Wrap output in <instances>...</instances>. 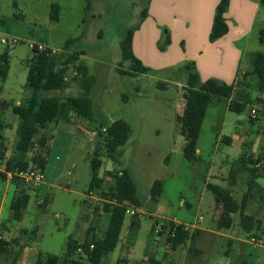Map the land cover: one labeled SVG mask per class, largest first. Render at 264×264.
<instances>
[{
	"label": "rangeland",
	"instance_id": "rangeland-1",
	"mask_svg": "<svg viewBox=\"0 0 264 264\" xmlns=\"http://www.w3.org/2000/svg\"><path fill=\"white\" fill-rule=\"evenodd\" d=\"M237 1L240 0H234L230 14H225L227 24L234 30L238 23L247 27L253 23L248 32L249 43L237 44L238 47L243 44L245 53L236 74L239 69L244 71L249 67L254 53L264 50V41H260V31L264 30V5H260L258 11L251 6L239 13ZM246 1L252 5L257 2ZM52 4L60 7L57 21L50 15ZM212 5V0H91L90 3L89 0H0V34L21 41L9 50L8 77L5 82L0 81L3 88L1 99L13 100L15 104L24 98L27 60L33 57L27 44L37 43L57 50L60 62L71 55H79L68 70L67 89L47 95L61 99L81 97L83 89L75 72L76 66L82 65L93 81L88 99L94 114V120L88 121L94 131L91 139L78 134L77 119H73L70 125L62 122L61 127H52L43 172V183L46 184L37 188L23 185L30 189V202L20 221L13 218L10 208L16 186L8 180L9 183H0V199H3L0 225L4 239L12 243L8 252L0 255V264H36L39 253L63 257L70 241L83 244L90 239L87 235L90 228H94L97 236L102 234L107 221L104 200L85 196L89 194L86 191L92 174L91 160L96 154L102 161L99 176L106 177L107 171H127L137 187L140 202L137 207L129 202L123 203L124 207L127 203L137 211L140 226L134 239L128 241L132 217L127 215L121 241L104 257V264H115L120 258L127 260L128 251L131 264L147 263L142 259L152 257L151 244L159 241L169 245L166 233L155 234L156 221L160 225L166 220H176L187 226L191 233L196 231L195 228L213 227V217L219 212L209 184L225 192L238 190L235 198L241 203L249 175L241 168L245 166L251 172L255 164L250 160L243 165L239 158L240 148L220 142L224 137H247V158L250 159L253 153L257 160L264 153V117L259 115L258 121L252 123L250 106L236 113L228 109L227 99L213 97L203 122L198 141L200 153L195 162H188L184 157L185 139L178 122L183 113L185 88L188 87L187 75L182 68L190 62L184 60L186 43H173L171 47L167 40L170 39L171 43L176 33L182 35L178 26L191 22L197 24V27L193 25L196 32L192 38L195 36L199 42L197 47L201 46ZM130 30L134 32L136 42L133 52L135 49L143 60L136 57L149 69L145 74L121 72L129 71L132 66V61L122 59L121 52L122 41ZM185 38L191 39V36ZM2 48L0 46V51ZM202 51L211 56L208 48ZM250 94L253 101L262 96L255 87ZM253 104L258 109L264 107ZM119 120L129 124L131 134L119 149V162L115 163L108 158L99 132L102 126H110ZM0 123L3 125L0 132L7 124L18 127V119L11 108L3 113ZM7 136L6 158L9 159L13 155L15 135L10 132ZM254 143L256 146L252 147ZM36 152L30 153L29 159ZM231 179H236L238 189L230 188ZM106 182V190L115 184L110 178ZM156 182H161L162 188L153 199L151 189ZM259 182L264 184V178ZM49 183L53 185L49 186ZM94 194L98 195L97 192ZM233 219V227L221 233L244 241L243 255L239 242L232 243L230 238L218 236L212 245H208V264H241L244 261V264H254L260 249L247 245L251 237L241 228L240 215H233ZM190 246L194 245L189 243ZM20 247L26 248L28 255L23 258L20 255L13 263ZM164 249L161 246L156 256L160 260Z\"/></svg>",
	"mask_w": 264,
	"mask_h": 264
},
{
	"label": "trees",
	"instance_id": "trees-1",
	"mask_svg": "<svg viewBox=\"0 0 264 264\" xmlns=\"http://www.w3.org/2000/svg\"><path fill=\"white\" fill-rule=\"evenodd\" d=\"M91 0H89V3ZM264 5V0L260 1ZM230 0H221L216 8L214 23L212 26L210 41L215 42L228 34L229 28L226 23L225 14L228 12ZM90 5L88 4L89 8ZM60 7L57 4L51 5V18L58 20ZM144 16V14H143ZM134 32H127L121 44L122 59L124 61H132L129 71H121L126 74H145L149 72L142 62L134 55L133 52ZM260 41H264V30L260 31ZM71 41L68 42V44ZM170 41L167 40V45ZM9 50L10 47L4 48L0 54V81L5 82L9 73ZM78 54L71 55L65 61H59V57L49 56L45 53L33 51V57L28 63V74L26 78V88L32 91V95L22 105H14L12 103L0 102V118L5 109L11 108L12 112L18 119V127L16 130L15 145L13 155L6 158L5 138L0 135V183L7 182L6 172L25 171L28 169L45 171L47 164V143L49 126L59 120H70L73 116L83 118L89 121L94 120L93 107L89 102L88 95L91 91L93 81L88 76L87 69L82 66H76V80L80 82L83 89L81 97H69L61 99L57 96H49L48 93L61 92L67 89L69 82L66 81L68 70L78 60ZM252 71L243 75V82L247 90L238 91L236 88L239 83L226 84L216 79H208L202 82L199 75L194 72L192 65H186L182 71L187 75V85L185 88L184 108L181 116L178 117L180 124V132L185 139L183 154L188 162H195L198 159V141L200 138L203 122L206 118L207 110L213 97L233 99L229 104L232 112L241 113L247 106L255 102L263 104L264 98L252 100L250 90L256 88L259 93L264 96V50L256 52L252 56ZM251 77L252 80H248ZM241 84V85H242ZM253 122L258 119H251ZM105 130V131H103ZM131 134V128L125 121L119 120L110 126H102L99 137L103 139V144L107 152L108 158L115 163L119 162L118 151L126 144ZM37 150L36 154L29 159L30 153ZM100 156L96 154L91 160L92 174L86 193L97 192L104 200L103 210L107 214L106 226L102 234L97 236L94 228L88 231L87 239L83 244L77 241H70L67 252L63 257L44 256L39 253L36 264H104V257L112 253L121 241L122 232L126 220V209L124 202L138 206L137 187L127 171H107L100 177L98 174L102 166ZM255 164L249 175V189L255 185L257 178L256 164L252 159H248L246 152L243 153L241 161L243 164L248 161ZM3 167V169H2ZM107 178L115 180V184L106 190ZM12 183L16 186L17 192L11 203V211L13 218L20 221L30 202V194L28 189L23 187L24 183L19 179H15ZM28 187V186H27ZM209 189L215 196L216 206L221 209L218 219L219 229H230L233 225L232 214L241 213V223L249 222L252 226L246 229L247 233L258 231V222L254 218L246 216L244 211L246 208L247 195H245L242 204H239L230 192H225L217 186L208 185ZM161 182H156L151 189V196L154 199L161 192ZM30 190V189H29ZM254 221V222H253ZM159 224L158 221L155 222ZM140 226V220L137 216L132 217L129 225L128 241H132L135 233ZM167 234V242L172 249L184 244L189 239H194L197 233H191L184 230L183 224H177L173 221H163L162 232ZM11 242L5 239L0 241V255L7 253ZM16 246L19 243L15 242ZM93 245L94 249L90 250ZM83 247L84 251L78 253L77 249ZM23 247L16 252L13 263L22 253ZM115 264H128L125 258H120ZM151 264H162L159 260L152 259Z\"/></svg>",
	"mask_w": 264,
	"mask_h": 264
},
{
	"label": "crops",
	"instance_id": "crops-1",
	"mask_svg": "<svg viewBox=\"0 0 264 264\" xmlns=\"http://www.w3.org/2000/svg\"><path fill=\"white\" fill-rule=\"evenodd\" d=\"M221 0H212V3L214 5H212V9L210 11V16H209V23L207 25V28L205 29L204 32V42L201 44V46L197 47L199 42L196 41L195 36L192 38V34L194 32H196V28L197 24L196 23H191V22H186L184 23L185 26H178L181 28L182 31V35H179V33H176L174 36V39H172L171 43L169 46L172 47L173 43H177L180 44L181 43H186L187 44V49L186 51H184L185 53V59L186 61L190 62V65L193 66L194 68V72H196L201 81L205 82L206 80L210 79V77H214V78H218L217 80L221 79L224 80L223 83L226 84H234L236 85L237 83V90L238 91H242V90H247L246 86L244 84H242L243 82V75L248 74L252 71V61L249 65V67H246V69L244 71H241L236 74V71L238 70V68H240V64L241 61L244 57V47L243 44L238 47L237 44L238 43H242L243 41H245L246 44L249 43V38H248V32L251 30L252 28V23H250V26L247 27L245 24H237V29L235 28L234 30L231 28V26L228 25L229 31L228 34L226 36H224L223 38L215 41V42H211L210 41V34H211V30H212V26L214 23V18H215V9L217 8V6L219 5ZM237 1L238 4V12L242 13L244 11L249 10V7L254 6L255 7V11L259 10V7L261 5L260 1L261 0H257V2H255V4H248L246 0ZM233 3L234 0H230V6L228 9V12L226 13V16H228L231 12V10L233 9ZM214 8V9H213ZM239 21V20H238ZM227 23V22H226ZM195 27H194V26ZM177 27V28H178ZM179 29V28H178ZM191 36V39H187L185 38V36ZM206 35V36H205ZM178 36V37H177ZM135 38V36H134ZM135 39H133V46L135 48ZM170 40V39H169ZM206 48L209 49V53H211V56H206L204 53H202V50H206ZM196 50V51H195ZM4 51V48H2V51H0V54H2ZM134 53H136L135 49H134ZM255 54V53H254ZM213 55V56H212ZM219 55V56H218ZM21 57H23V55H20ZM135 56H137L141 61L143 60L141 57H139L137 55V53L135 54ZM32 59L29 58L27 60V66L29 61ZM77 74V71L75 72V75ZM218 76H222V77H218ZM226 76L227 79H224ZM226 80H228L226 82ZM248 80H252L251 77L248 78ZM242 84V85H241ZM23 88L25 89L26 93L24 98L21 101H18L14 104L13 100H3L1 99V95L3 94V88L2 86H0V102H5L7 103H12L14 105H22L24 104V102L30 98V96L32 95V91L28 88H26V83L24 84ZM55 93V92H53ZM259 98H264V96L262 95L261 97H257V99ZM235 99V97H233L232 99L228 100L229 104L230 102ZM257 104H260L258 102H255ZM263 106V104H260ZM250 107L256 108L255 104L250 105ZM228 109H229V105H228ZM230 110V109H229ZM7 111V109H5L2 112L3 113ZM2 117V116H1ZM1 119V118H0ZM73 119H77V124H78V134L80 135V133L86 137L89 136L90 139L93 138V134L94 131L92 129H90L91 124H88L89 120L83 119V118H78L77 116H73L70 120H59L58 122H54L52 123L49 128L47 129L46 133H48V135L51 134L52 127L55 125V127H59L61 125L62 122L67 123L68 125H70L72 123ZM252 119V118H251ZM252 123H254L251 120ZM3 127L2 123H0V129ZM61 127V126H60ZM64 128L66 126H63ZM68 127V126H67ZM69 129V128H68ZM10 130V132H13L15 135V139H16V130L17 127L15 128L14 126L11 125H5V129L1 130L0 135H2L5 138V145H6V149H7V135L10 132H5ZM49 142H50V137H48V147L49 148ZM220 143H224L226 145H236L240 148L241 153H240V157H242L243 153L246 152V145L249 144V141L244 137H234V139L229 138V137H224L222 138ZM15 145V143H14ZM256 143H254L252 145V147H255ZM48 151V149H47ZM7 153V150H6ZM198 156L200 153V150L198 148L197 150ZM14 154V153H13ZM247 155V154H246ZM12 156V155H11ZM10 156V157H11ZM47 158H48V152H47ZM250 159H252L254 162H258L256 164L259 165L258 171H257V178L255 180V185L253 188L249 189V175L250 173L247 171L245 166H242L241 170L243 172L248 173V178L246 180V187H244L243 191V199L241 201V203L239 201H237V199L235 198V195L238 194V190L236 189H229L228 192H230L232 194V196L234 197V199L239 203L242 204L245 195H247L248 199L246 202V208H245V215L254 218V221L258 222V231H252L251 233H248V235H250L251 239L253 237H255L256 242L259 243H255L252 244V242L250 241L249 243L247 242V245L251 246L253 249H260V252H257V257L254 260V264H264V184L259 182V179H263L264 178V153H262L259 158H257V160L255 159V155L253 153L250 154ZM244 165V164H243ZM74 167H72L73 169ZM91 180V179H90ZM5 183H9V182H5ZM90 183V182H89ZM242 183V182H241ZM46 184L43 183L42 185ZM49 186H52V183L48 184ZM89 185V184H88ZM238 187V183L236 181V179H231L230 182V188ZM238 189V188H237ZM8 192H6L7 195ZM237 196V195H236ZM3 202V199H0V206ZM219 214L221 213V209L218 207L217 208ZM219 214L214 215L213 217V222L214 225L211 228H195L196 231H193L192 233H197L194 239H189L187 240L184 244L176 247L175 249H172L170 245H164L163 242H159L156 241V244H151V250H152V257H144V259L142 260H146L147 263H143L142 264H151L152 259H156L159 260L162 264H208V258H209V252H208V245H212V243L214 242V240L216 239V237L220 236V237H225V238H230L231 242L233 243L234 241L239 242V250L241 252V256L243 255V251L245 250V245H243L244 241H242L241 239H239L238 237H234V236H227L225 234H222L221 231L222 230H226V229H219L218 226V219H217V215L219 216ZM240 215V226L241 228L246 231V229H249L252 224L249 222H246L245 224L241 223V213H235L232 214L231 217L233 219V215ZM166 221H173L177 224H181L179 222H177L176 220H166ZM253 221V222H254ZM131 222V221H130ZM130 225V224H129ZM233 225H234V219H233ZM232 225V227H233ZM231 227V228H232ZM230 228V229H231ZM227 229V230H230ZM88 233V231H87ZM88 235V234H87ZM4 239V236H3ZM6 240V239H5ZM7 241V240H6ZM192 243L194 246H190L188 247V244ZM163 246L165 247L164 252L161 253V260L158 259L156 256L159 254V250L160 247ZM2 255V254H1ZM28 255V251L27 249H22V253H21V258L23 257H27ZM39 255V254H38ZM129 255H130V251L127 252V262L128 264L130 263V259H129ZM38 258V257H37ZM140 262H136L135 264H141ZM244 262H242L241 264H244Z\"/></svg>",
	"mask_w": 264,
	"mask_h": 264
},
{
	"label": "built area",
	"instance_id": "built-area-1",
	"mask_svg": "<svg viewBox=\"0 0 264 264\" xmlns=\"http://www.w3.org/2000/svg\"><path fill=\"white\" fill-rule=\"evenodd\" d=\"M21 41L17 38H8L6 36H3L0 34V46L7 48V47H14L18 45ZM28 48L31 51H37L40 53H45L49 56H56L58 54L57 50L50 49L42 44H37V43H28L27 44ZM259 115H262L264 117V107L262 109H258L251 107L250 111V117L254 120L259 118ZM105 131V130H103ZM256 168H259V165L256 166ZM7 180L8 181H13L16 178L19 179V181L23 182L26 186L31 187V188H37L39 187L44 180V175L43 172L40 170H35V169H28L25 171H8L6 172ZM87 198H95L96 200H103L100 195H95L94 192H90L89 194L85 195ZM125 209H126V215H129L131 217L137 216L139 217V214L137 211L131 207V205L125 203ZM184 230H188V227L184 225ZM162 232V223L160 225H156L155 229V234L159 235ZM3 240V229L2 226L0 225V241ZM252 244L256 243V239L252 238L251 239ZM94 246H90V250H93ZM78 253H82L84 251L83 247H79L77 249Z\"/></svg>",
	"mask_w": 264,
	"mask_h": 264
}]
</instances>
